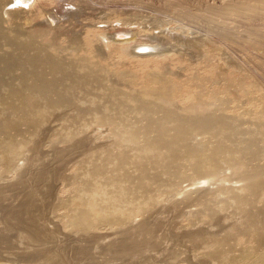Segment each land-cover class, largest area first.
<instances>
[{
  "label": "rangeland",
  "instance_id": "obj_1",
  "mask_svg": "<svg viewBox=\"0 0 264 264\" xmlns=\"http://www.w3.org/2000/svg\"><path fill=\"white\" fill-rule=\"evenodd\" d=\"M89 1L94 9L90 14L99 18L95 25L91 20L86 24L90 28H85L83 11L75 21L62 17L59 30L48 31L56 27L57 20L51 22L44 14L31 24L38 26L39 34L45 36L32 45L36 47L22 51L0 46V264H218L207 258L208 249L193 247L186 236L192 231L203 237L216 234L219 239H233V253L248 246L228 233L234 228H244L236 222L239 214L230 204L233 196L244 193V172L222 159L220 176L216 179L194 176L182 168L177 185L170 187L166 174L151 162L156 151L142 149L145 137L155 138L154 131L163 122L158 120L160 113L147 120L133 111L132 103H120L121 106L117 102L131 95L142 104L184 117L228 116V130L214 128L208 133L190 135L188 144L203 149L219 145L236 151L255 140L257 154H248L251 159L246 161L248 155L235 152L234 160L245 161L248 170L250 166L261 167L264 0ZM111 9L121 11L122 15L111 17ZM99 24L103 30L119 28L129 31L128 34L140 31L135 38L139 42L150 43L151 36H159L166 45L162 47L171 56L126 57L123 44L101 39V29L99 32L95 28ZM11 26L5 23L1 28L23 35L32 29L21 22ZM91 34L96 37L93 42ZM71 43L80 45L82 50L77 53L64 50L63 46ZM49 44L57 47L52 49L47 47ZM162 47H155L153 52H160ZM94 50L100 57L93 55ZM33 52L36 53L33 56L46 55L62 62L96 65L99 70L95 75L101 77L102 88L91 83L63 91L68 84L59 81L60 96L68 99L69 105L46 110L41 121L32 120V114L24 108H42L45 99L35 97L30 101L12 91H22L21 83L50 79L51 75L41 68L44 65L36 61L41 65L37 67L25 59ZM82 71L75 67L69 73L80 80ZM113 90L123 95L113 94ZM56 95L51 93L48 97L54 99ZM8 122L16 126L14 131L3 127ZM164 126L170 135L174 123L164 121ZM130 132L140 138L132 142ZM6 139L17 150L8 161H3ZM259 153L263 155L258 156ZM117 160L122 161L119 167ZM176 163L178 167L183 165L181 161ZM141 182L143 190L137 187ZM185 192L189 193L187 197ZM146 194L154 199L143 206ZM261 206L252 210L260 214ZM137 207L145 211L133 217ZM97 208L108 213L127 211L123 225L113 228L101 225L92 231L74 229L72 220L78 212L94 216ZM211 210L215 216L210 221L204 216ZM189 221L195 222L190 229L186 226ZM139 223L144 226H137ZM259 225L264 228V222ZM125 245L132 250L122 252L127 248Z\"/></svg>",
  "mask_w": 264,
  "mask_h": 264
},
{
  "label": "bare ground",
  "instance_id": "obj_2",
  "mask_svg": "<svg viewBox=\"0 0 264 264\" xmlns=\"http://www.w3.org/2000/svg\"><path fill=\"white\" fill-rule=\"evenodd\" d=\"M260 2H261V0H260ZM260 2H258V3H260ZM262 3L264 4V1H262ZM92 5H93V2L89 1V0H18V2H17V0H0V46L5 45L6 47H9V49L15 48L16 50L19 49V50L25 51L27 49V47L31 48V46L34 45L35 42L42 41L45 36L39 34V30H38L39 27L38 26H37L38 27L37 28L35 24H33V25H31V24L34 22H37L44 14L47 15V18L51 22L54 20H57V22L54 23V24H56L55 25L56 27L54 29H51L49 27H45V29L49 28V29H46L48 31L59 30V28L63 25V24H58L60 22L62 23V20H60V19H62V17L64 19L67 18V20L69 18L74 19V18L80 17L79 14H81L83 11H84V15H82L83 14L82 13L81 17L85 23V28H90V27H88V25H86L88 22H90V20L93 21V25H95L99 21L98 17H96V16L94 17L90 14V11H92V12L94 11V9L91 7ZM54 9H55V11H54ZM111 11L113 12L112 15L110 14L111 17L116 18L117 16L122 15L121 11H117L116 9H111ZM58 14H59V16L57 17ZM106 17H105V20H106ZM102 19L103 18L100 17V21H102ZM67 20H65V21H67ZM75 20L76 19H74V21ZM17 22H21V24L29 25V27L32 26V29L30 30L29 33H25V35H23L21 33L20 34H18V33L12 34L10 31L6 32V31H4V29L1 28V26L5 25V23L9 24L10 27H12L11 25L17 24ZM83 27H84V25H83ZM95 28H97V31H99V32H100L99 29H101V39L107 40L108 42H110L112 44H116V45H122L123 44L125 46L123 54L126 57L132 56L133 58H140V59H142V58L143 59H145V58L157 59V58H163V57L171 56V55H168L169 54L168 50L166 51L165 48H163L166 45L163 44L164 39L160 38L159 36H158L159 38L154 36V35H153L154 37L151 36L152 38H151L150 43H146V42H139V40L135 41V38L138 35V33L140 35V31L139 32L136 31L138 33H133V31H132V32H130L131 34L130 33L128 34L129 31H123V30H120L119 28H114L112 31H109V29H106V28L103 30L102 27L100 28V24L98 27H95ZM58 35H59V33H58ZM65 35L67 36V34H65ZM90 36H91L92 42L95 41L96 37L93 34H91ZM142 37H143V35H142ZM142 40H144V39H142ZM69 42H70V40H69ZM73 43L68 44L66 46H63L64 50L69 51V53H77V50H80V51L82 50L80 45L77 47V46L73 45ZM180 44H182V43H180ZM133 45H134V47H133ZM41 46H42L41 48L45 47L44 45H41ZM157 46H161V47L163 46L162 50L160 52L158 50H155L156 52H153V50ZM32 47H36V46H32ZM47 47L55 49L57 46L55 44H51V45L49 44V45H47ZM135 48L138 49L137 53H139V54L133 52V50ZM28 49H27V51H28ZM149 51H151V52H149ZM31 54H29V55H31V57L29 56L25 59H27V61L29 60L30 63L35 64V66H37V67L41 66V65H37V62L39 61L40 64L44 65L41 68L44 67L46 72H48L51 75L49 80H43L42 83H38L37 80L33 81L36 78L35 77V78L31 79L33 81L31 83H28V82H25V84L21 83L20 89L22 91H18V90L12 91L17 96L20 95L21 97L29 98L30 101H31V99L33 100L35 97H40L42 99L43 98L45 99L46 105L42 106V108L32 109L29 106H26L24 108L25 112L29 113L30 115L32 114L30 116L32 118V120L41 121L42 118L44 117V113L46 110L48 111L50 109H56V108L60 109L58 107H61L64 105H69L68 99H64L63 96H60V92L58 91V89H59L58 85L60 83H57L59 81L65 80V82H67V84H68V85L65 84L66 85L65 87L63 85H61L64 88L63 91H65L66 89H73L74 87L76 89H79L80 86L92 85L91 83H93V85H95L96 88L97 87L100 89L102 88L103 81H102L101 77L98 78L97 75H95V73H97V71L99 70L96 65L83 66L82 61H79L77 64H72L71 61L70 62L69 61L68 62H62L60 60L59 61L54 60L55 58H51V57H48L46 55L43 57H40L38 55L33 56L34 54H36L34 52ZM93 55L96 57H100V56H97L100 54H98L97 51H95V50L93 51ZM5 56L8 57L9 55L7 54ZM18 63L20 64V62H18ZM75 67H77V68L80 67V69L83 70L82 71L83 77L80 78V80L78 79V77H74V76L70 75V73H69V71L74 69ZM29 74H31V73H29ZM218 75L224 76V74H222V73H218ZM67 77L70 80H66ZM21 78L23 79V77H21ZM113 92H114L113 94H116V95L117 94H120L121 96L123 95V93L118 91V90H113ZM51 93L57 94L56 98H54V99L49 98L48 95ZM157 98H160L159 94H157ZM118 101L119 102H117V103L121 106H122V104H120V103H126V104L132 103L133 104L132 108L134 109L133 111H137V114L144 116L147 120H152L156 113H160L158 120L160 119V121H163V122H160L157 125V130L154 131L156 133L155 138L148 139V137H145L143 139L142 149L143 150L156 151V153H157L156 157L151 162L155 165H158L159 168H161V171L166 174V177L168 179V185L170 187H174L177 185V181H176L177 178L179 177L180 174H183L182 168L186 169L187 171H190L191 174L194 176H203L205 179H209V180L211 179L210 181L216 179L217 177L220 176L219 172H218V168H219V162L222 159H224L223 161L226 164H230L229 166H232L233 168L244 172V174H245L244 178H245V182H246L245 185L242 186L244 193L240 196H233L231 198V203H230L231 206L235 207V210L239 214V218H238L239 221L237 219L236 222L237 223L239 222V224L243 225L244 228L243 229L234 228V229H231L228 233H229V235L232 234V236H230V237H239L240 240H243L244 244L248 245V246L242 247L241 249H239V250L235 251V253H233V251H234V248L232 247V242L234 241L233 239H229V240L219 239V236H217L216 234L215 235H213V234L209 235L208 234V236L203 237V236L198 235L197 233H194L192 231L191 232L188 231L189 235L187 234L188 236H186V237L189 238V243L193 247L199 248V246H200L201 247L200 249H204V250L208 249L209 255H206L207 258L210 259L211 261L218 263V264H264V228L259 225L260 223L264 222V218H262V217H264V163H263V165H261V167H254V168L252 167V169L250 166L249 167L250 170H248L245 161L234 160V158L236 157L235 152H240L241 154H245V155L252 154V153L256 152L255 144H253V142L255 140H251V141L245 143L244 145L241 144L242 146L236 151H234V149L232 147H231L232 149L231 148L226 149V148L219 146V145L214 146L213 148H209V149H203L202 147L199 148V146L197 147V146H192V145L188 144V137L190 135H193V134L208 133L210 130H212L214 128H217L221 131L228 130V124L229 123L228 124L226 123L229 120L228 116H224V115L223 116L195 115L193 117H184V116H180L177 114H173V113H171V111H168L167 109H164V108H155V107L149 106L147 104H142L140 102V100L136 99L135 97H133L131 95L125 96L124 100L121 97ZM199 107H201V106H199ZM125 108H126V106H125ZM132 108H130V109H132ZM201 109L204 110L205 107H201ZM164 121L174 123V126L169 130L170 135H168L167 129H165ZM3 127L6 130L11 129V131H14L16 126H14L13 123L8 122V123L3 124ZM248 134H249V132H248ZM128 137L130 138V140L132 142H136L140 138L138 136V134L135 132H130L128 134ZM4 141H5L4 142L5 143V145H4L5 153H4V156L2 159H3V161H8V158H10V156L12 157V154L17 149L15 147V144L11 140L6 139ZM238 145H240V144H238ZM238 145H237V147H238ZM257 146H258V144H257ZM257 146H256V148H257ZM15 154L17 155V153H15ZM256 154H257V152H256ZM253 155H255V154H253ZM261 155H263V154H261ZM261 155L259 153L258 156H261ZM14 157H16V156H14ZM243 157H244V155H243ZM247 157H249V158L246 159V161L251 159L249 155ZM247 157H245V158H247ZM258 159H259V157H258ZM177 161H181L183 165L182 166L179 165V167H178L177 163H176ZM2 164H4V163L2 162ZM121 165H122V161L117 160V166L119 167ZM241 168H244V169L241 170ZM137 169L140 173H142V174L144 173L143 168L140 165L137 166ZM98 170L99 169H96V171H98ZM100 172H102V171H100ZM96 173L98 174V172H96ZM242 174L243 173L241 172V175ZM125 178H126V176H125ZM127 178L129 180V177H127ZM114 183H117L116 179H114ZM137 187L141 190L144 189L142 182L137 183ZM188 195H189V193L185 192V197H187ZM153 199L154 198H152L146 194V197L144 198V202L142 205L143 206L144 205H150L152 203ZM257 205H262L261 210L259 211L260 214L255 213L252 210ZM187 207H185V208L187 209ZM113 208H115V207H113ZM137 209H139V207H137L135 209L136 211L133 210L135 212L133 217H136L137 215H139L140 213H143L145 211V209H139V210H137ZM219 209L221 210V208H219ZM125 212H127V211H125ZM203 212L205 213V210ZM212 212H213V210H211L204 217H206L210 221H211V219L213 220L215 214ZM237 212H236V214H237ZM75 213L77 214V212H75ZM124 213L117 212V211L114 213H108V212L103 211L102 209L97 208L96 214L94 216H89L86 212L80 211V212H78L77 215L75 214L76 215L75 217L72 215V217H74L72 220V225H73L74 229L81 230V231H92L101 225H104V226L107 225L108 227L110 226L112 228L113 227H121L123 225L124 220H125V219L123 220V218L125 217ZM128 216L129 215H127V218H128ZM188 219L189 218H187L186 221ZM127 223H128V220H127ZM194 223H195L194 221H189V222H187L186 226L190 229V227L194 226ZM138 225L141 226L143 224L139 223V224H137V226ZM147 227L148 226H146V228ZM137 228L140 229L139 227H137ZM201 232H200V234H203ZM220 238H221V236H220ZM137 242L139 243V241H137ZM132 243H133V241H132ZM134 245H136V244H132V246H134ZM136 246L138 247V244ZM123 247H127V246L125 245ZM128 248H129V250H128ZM134 248H135V246H134ZM247 248H250V250H248ZM121 250H119V251H121ZM126 250H128V252H129L132 249L130 247H127V248H124L122 252H127Z\"/></svg>",
  "mask_w": 264,
  "mask_h": 264
},
{
  "label": "snow or ice",
  "instance_id": "obj_3",
  "mask_svg": "<svg viewBox=\"0 0 264 264\" xmlns=\"http://www.w3.org/2000/svg\"><path fill=\"white\" fill-rule=\"evenodd\" d=\"M17 2H18V0H17Z\"/></svg>",
  "mask_w": 264,
  "mask_h": 264
}]
</instances>
